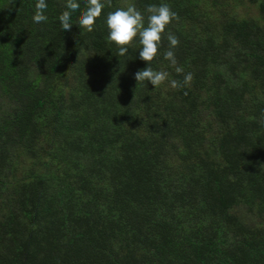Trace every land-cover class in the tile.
Masks as SVG:
<instances>
[{
  "label": "trees",
  "instance_id": "trees-1",
  "mask_svg": "<svg viewBox=\"0 0 264 264\" xmlns=\"http://www.w3.org/2000/svg\"><path fill=\"white\" fill-rule=\"evenodd\" d=\"M47 3L0 0V264H264V0H104L91 32ZM160 3L153 88L105 17Z\"/></svg>",
  "mask_w": 264,
  "mask_h": 264
},
{
  "label": "clouds",
  "instance_id": "clouds-1",
  "mask_svg": "<svg viewBox=\"0 0 264 264\" xmlns=\"http://www.w3.org/2000/svg\"><path fill=\"white\" fill-rule=\"evenodd\" d=\"M47 7V0H36L35 12L32 17L34 23L39 24L47 20L45 15ZM104 7V0H87L86 8L80 12L78 0H65V10L58 17L61 28L70 32L73 28L72 13L80 12L79 26L91 32ZM176 19L177 14L172 11L167 3L149 4L144 12L138 10L134 4H130L127 7L116 8L107 13L105 17L107 40L117 46V56L127 54L128 46L134 40L141 46L138 51L139 58L147 63L143 69L135 73L137 82L146 81L155 88L168 80V72L155 70L150 62L158 54L166 27ZM166 39L169 47L163 56L171 65L175 66L177 60L174 49L179 45V39L170 32L166 35ZM180 71L181 69L177 68V72ZM191 79V73L184 75L185 84L189 83ZM169 83L173 88L178 86L175 80H171Z\"/></svg>",
  "mask_w": 264,
  "mask_h": 264
}]
</instances>
